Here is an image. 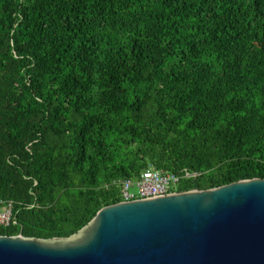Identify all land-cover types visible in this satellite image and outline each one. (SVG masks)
<instances>
[{
  "label": "trees",
  "instance_id": "obj_1",
  "mask_svg": "<svg viewBox=\"0 0 264 264\" xmlns=\"http://www.w3.org/2000/svg\"><path fill=\"white\" fill-rule=\"evenodd\" d=\"M151 167L264 178V0H0V235L71 236Z\"/></svg>",
  "mask_w": 264,
  "mask_h": 264
},
{
  "label": "water",
  "instance_id": "obj_2",
  "mask_svg": "<svg viewBox=\"0 0 264 264\" xmlns=\"http://www.w3.org/2000/svg\"><path fill=\"white\" fill-rule=\"evenodd\" d=\"M0 264H264V178L105 206L68 237L0 235Z\"/></svg>",
  "mask_w": 264,
  "mask_h": 264
},
{
  "label": "built area",
  "instance_id": "obj_3",
  "mask_svg": "<svg viewBox=\"0 0 264 264\" xmlns=\"http://www.w3.org/2000/svg\"><path fill=\"white\" fill-rule=\"evenodd\" d=\"M196 172L184 169L180 173L163 172L153 167L143 171L139 178H126L121 182L123 201L145 199L178 192L179 185L187 178L196 176ZM135 188L136 190H132ZM17 223L13 216V203L2 205L0 201V224Z\"/></svg>",
  "mask_w": 264,
  "mask_h": 264
},
{
  "label": "rangeland",
  "instance_id": "obj_4",
  "mask_svg": "<svg viewBox=\"0 0 264 264\" xmlns=\"http://www.w3.org/2000/svg\"><path fill=\"white\" fill-rule=\"evenodd\" d=\"M133 191L136 190L135 188L132 189ZM14 216V215H13Z\"/></svg>",
  "mask_w": 264,
  "mask_h": 264
}]
</instances>
